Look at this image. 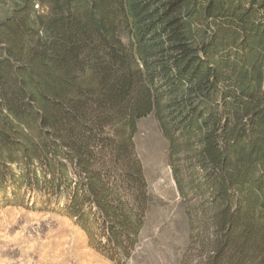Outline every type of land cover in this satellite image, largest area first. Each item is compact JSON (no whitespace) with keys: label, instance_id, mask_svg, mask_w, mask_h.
Listing matches in <instances>:
<instances>
[{"label":"trees","instance_id":"16d2710c","mask_svg":"<svg viewBox=\"0 0 264 264\" xmlns=\"http://www.w3.org/2000/svg\"><path fill=\"white\" fill-rule=\"evenodd\" d=\"M11 3L0 187L13 202L67 192L89 245L126 264L152 200L135 137L154 115L200 229L196 264H264V0Z\"/></svg>","mask_w":264,"mask_h":264},{"label":"rangeland","instance_id":"374dc122","mask_svg":"<svg viewBox=\"0 0 264 264\" xmlns=\"http://www.w3.org/2000/svg\"><path fill=\"white\" fill-rule=\"evenodd\" d=\"M0 7V19L13 10L11 0ZM135 147L152 200L139 243L126 264H181L185 257L189 264L198 263L205 256L202 238L197 237L200 229L197 224L190 227L169 163V142L154 115L139 121ZM12 171L17 172L15 166ZM13 192L11 185L0 187V264H117L93 249L85 232L65 215L67 192L52 196L24 187L18 203L12 200ZM73 231L83 242L72 252L58 248L61 258L56 243Z\"/></svg>","mask_w":264,"mask_h":264},{"label":"bare ground","instance_id":"6f19581e","mask_svg":"<svg viewBox=\"0 0 264 264\" xmlns=\"http://www.w3.org/2000/svg\"><path fill=\"white\" fill-rule=\"evenodd\" d=\"M67 231V230H66ZM66 231H64L63 233H65ZM69 231V230H68ZM70 232V231H69ZM75 231H73V233H69V235H67L65 238H63L61 241H58L57 243H56V248H57V250H55V251H57V252H59L58 251V248H60L62 251H65V250H67V249H71V252H72V250L73 249H77V248H79L80 247V241H82L83 242V240H80L79 238H81V237H79V234L78 233H74ZM55 239V238H54ZM81 242V243H82ZM55 246V245H54ZM52 247L53 249L55 248V247ZM58 246V247H57ZM52 249V250H53ZM56 252V253H57ZM66 252V251H65ZM62 253H58V255L61 257V256H63L64 254H62ZM70 254V253H69ZM67 255H68V253H67ZM64 257V256H63ZM62 258V257H61Z\"/></svg>","mask_w":264,"mask_h":264},{"label":"built area","instance_id":"2783aa9c","mask_svg":"<svg viewBox=\"0 0 264 264\" xmlns=\"http://www.w3.org/2000/svg\"><path fill=\"white\" fill-rule=\"evenodd\" d=\"M35 9H36V10H40V8H39L38 5L35 6ZM43 12H44V10H41V13H43Z\"/></svg>","mask_w":264,"mask_h":264}]
</instances>
